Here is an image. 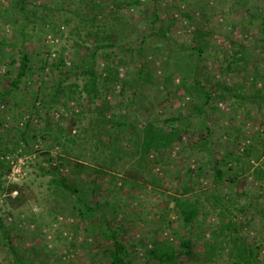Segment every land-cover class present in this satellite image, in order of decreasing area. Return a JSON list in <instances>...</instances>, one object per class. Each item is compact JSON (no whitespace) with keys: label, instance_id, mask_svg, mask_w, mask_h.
<instances>
[{"label":"rangeland","instance_id":"obj_1","mask_svg":"<svg viewBox=\"0 0 264 264\" xmlns=\"http://www.w3.org/2000/svg\"><path fill=\"white\" fill-rule=\"evenodd\" d=\"M94 1L100 7L91 10L89 3ZM23 4L21 14L14 0H0V150L10 165L0 178V218L21 257L28 264H108L104 253L108 242L90 233L92 229L99 233L95 222L101 223L99 218L106 211L126 244L136 251L133 264H154L146 261V248L157 235L169 234L170 225L180 230L173 198L185 191L197 197L201 211L200 224L181 233L193 239L194 256L185 261L229 263L230 250L222 235L215 254H207L211 228L219 221V205L239 199L241 191L264 202V174L259 177L252 172L255 166L264 171V97L252 96L251 85L256 66L258 87L264 82V0H24ZM95 13L98 27H93ZM111 29L119 38L117 45L98 50V98L88 102L80 89L74 91L66 84L59 100L52 102L59 69H73L78 54L100 38L104 41ZM22 30L24 51L34 70L11 89L9 82L19 65V52L11 45L22 38ZM90 30L93 34L87 35ZM165 34L175 44L172 39L166 41ZM195 43L207 44L201 54L192 49ZM172 48L193 51V64H200L199 78L212 94L203 108L209 130L199 115L188 125L196 136H209V148L191 149L195 136L189 141L184 132L186 143H175L140 160L135 142L145 122L187 114L204 101L197 97L192 102L174 85L167 96L161 83L165 57ZM235 56L240 59L232 61ZM107 63L118 65L111 76L104 72ZM229 63L231 69H226ZM74 81L81 86L84 82L73 77L68 82ZM179 81L175 74V85ZM44 82L48 83L45 89ZM111 119L123 122L114 129L119 139L107 134ZM249 144L253 147L250 171L248 162L238 164L236 183L226 180L216 185L210 160L232 149L241 154ZM76 161L89 165L74 178L84 196L95 188L90 201L98 200L100 206L94 223L64 210L61 196L53 190V174L47 171L50 164L60 163L61 171L69 173ZM134 170L142 173L138 182L128 178ZM12 184L19 188L9 194ZM216 195L220 204L214 207ZM238 207L227 212L237 215L242 224L235 236L256 247L257 262L264 264L261 218ZM172 240L179 244L177 238ZM5 242L0 232V264L13 261Z\"/></svg>","mask_w":264,"mask_h":264},{"label":"trees","instance_id":"obj_2","mask_svg":"<svg viewBox=\"0 0 264 264\" xmlns=\"http://www.w3.org/2000/svg\"><path fill=\"white\" fill-rule=\"evenodd\" d=\"M16 5L19 6V10L21 14H24V0H14ZM90 9H95L97 6L100 7V3L94 1L93 4L89 3ZM49 14V13H48ZM49 16H46L48 19ZM49 20V19H48ZM53 20V19H51ZM46 22V20H43ZM93 27L97 26L99 23L97 21V13L92 18ZM97 21V23H96ZM53 22H55L53 20ZM100 25V24H99ZM264 31V28H263ZM92 35L93 30L88 31L87 35ZM24 31L22 30L21 39L13 43L14 48H17L19 52V65L16 67L15 74L12 76L9 85L11 89L18 84L26 77H28L32 72V60L27 52L24 51L23 42ZM118 34L115 33L111 29V32H107L103 37L97 40V43L94 46H86V50L82 54H78V61L74 60V68L71 69L69 67H65L63 69H59L60 74L57 79L53 83V93L50 96V100L52 102L59 100V96L61 92L65 89L66 84L75 87L79 90L80 96L85 94L87 97V101L90 102V99H96L98 96V92L100 88L98 87L97 81V71L95 66L97 64L98 50L105 49L106 47H113L117 45L118 42ZM264 38V37H263ZM172 38L168 37L165 34V40H171ZM175 40L172 39V42ZM9 45V43H8ZM204 47L207 44H203ZM193 50H197L200 52L203 51L204 47H201L200 44H193ZM193 51L186 50H176L174 48L169 49L167 51V57H165V74L161 85L165 86L167 89V96L170 92V86H176V91L179 88L183 89V93L188 97L192 98V102L197 98H202V103L196 107L189 109L187 114L180 113L178 115H171L165 118L158 119L156 117L148 120L142 126L140 133L137 137V142H135L136 152L139 154L140 160H147L151 154H160L166 151L168 148L172 147L175 143H186L185 139H183V133L187 134L189 141L195 136L194 141H191L189 144L191 145V149H208L209 148V136H196V132L188 128L190 119L199 115L202 117V123L207 130L208 120L206 115H204V105L209 104L212 98V94L207 89L206 83L202 82L199 78L200 74L199 63L196 65L193 64ZM236 56L232 58V61L239 60ZM171 61L170 64H168ZM231 61V62H232ZM65 64V63H64ZM117 66H112L107 63L104 69V72L108 74V76L112 75L113 70H118ZM231 63H229L226 69H231ZM42 69L45 66H41ZM175 74L180 77V81L175 85ZM260 71L256 66L255 72L253 74V81L251 85L253 86V90H255L252 96H257L260 100L264 97V91L262 88L264 87V82L261 87H258V75ZM143 74L139 75V78H142ZM74 78L75 80L82 79L84 80L82 86L74 81L73 83L68 82L70 78ZM116 77H112L109 79H115ZM108 79V77H106ZM46 82H44L43 89L47 87ZM237 97H240L241 94L237 93ZM98 98V97H97ZM130 100L129 102H131ZM131 104V103H128ZM256 106V104H255ZM257 107V106H256ZM111 128L110 131H107L108 135L114 134L116 138L119 139L118 130H114L116 127H121L123 122L117 119H111L110 123ZM25 128L28 127V124L25 123ZM27 129L24 130L21 136L24 138L27 135ZM246 147L243 149V152L239 154L235 149L225 153L220 158H212L210 160L213 163V182L216 185H221L224 181H229L231 183H236L238 178L240 177V171L236 168V165L242 164L243 162H248L249 167L248 171L253 167L250 163L252 161V153L251 150L253 147ZM5 154L4 150H0V178L7 174L10 171V165L6 164L4 158L2 157ZM259 158V156H258ZM235 164H234V163ZM234 164V165H233ZM60 163H56L54 165L50 164L47 168V171L53 174L51 181L54 184V192L61 196L59 202L62 203V206L65 211H71V214H78L81 219L89 218L90 222L94 223L93 219H97L98 210L97 207L100 206L98 200L90 201V197L93 196V192L95 188H92L88 195L84 196L81 192L80 186L77 183L76 178L80 177L81 172H83V168L88 167L86 163H77L74 162V165L69 170V173L62 172ZM253 173H256L261 177L264 174V171L260 169L259 166L254 167ZM96 170V169H95ZM128 178L133 182H138L142 178V173H139L138 170H134L128 172ZM242 174V173H241ZM1 180V179H0ZM96 187V186H95ZM19 186L17 184H12L8 187V192L11 194L13 191L17 190ZM97 188V187H96ZM91 193V195H90ZM185 191H180L179 196H174V208L176 213L179 216V225L180 230L173 228L170 225V233L165 237L159 238L157 235L154 239L150 241L146 248V261H153L154 264H188L185 259L194 256L193 249V239L191 236H184L182 234L185 231H190L193 228L197 227L200 224L199 215H200V202L196 198H192L190 195H187ZM237 194V193H236ZM239 199H235V201L231 202V199L227 200V203H218L219 195L214 196L215 200L213 202V206L217 207L218 204L221 206L220 211L217 213L219 216L218 224L214 225L211 228L212 232V241L209 242L211 246V251L207 254L209 256L214 255L215 249L218 247L220 235L223 236V241H226L229 247V259L231 260L227 264H258L256 253L258 252L256 247L249 246L248 242L245 238H241V236H235L236 233L242 227V224L239 223L237 219V215H229L227 212H232L236 206L238 210L241 212H245L250 210L253 212L254 216L261 218V228H264V202L260 199H254L250 195H247L245 191H241L238 194ZM11 196V195H9ZM87 197V199H86ZM240 197L243 200V203H240ZM11 198V197H10ZM239 202H238V201ZM231 202V204H230ZM216 205V206H215ZM233 207V208H232ZM237 208V207H236ZM103 217L100 216V222H95L98 224L97 229H99V233H95L92 229L90 233L94 238L104 239L108 242V247L104 253L108 256V264H133L134 255L136 253L135 250H132L121 237V234L118 232L117 228L111 223L110 218L107 216V212L104 211ZM0 226L1 234L6 239V245L9 247L12 253V263L10 264H28L25 261V257H21L18 249L13 245L12 238L10 235V231L2 224L0 218ZM216 228V231L213 229ZM182 233V234H181ZM177 238L179 244L176 245L172 239ZM232 241V244H231Z\"/></svg>","mask_w":264,"mask_h":264}]
</instances>
